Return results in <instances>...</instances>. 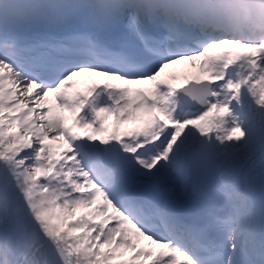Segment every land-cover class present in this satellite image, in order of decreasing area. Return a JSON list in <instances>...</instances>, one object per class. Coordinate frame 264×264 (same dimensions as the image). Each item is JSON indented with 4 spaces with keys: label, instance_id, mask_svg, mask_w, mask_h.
Returning a JSON list of instances; mask_svg holds the SVG:
<instances>
[{
    "label": "snow or ice",
    "instance_id": "6c2138e0",
    "mask_svg": "<svg viewBox=\"0 0 264 264\" xmlns=\"http://www.w3.org/2000/svg\"><path fill=\"white\" fill-rule=\"evenodd\" d=\"M0 264H264V0H0Z\"/></svg>",
    "mask_w": 264,
    "mask_h": 264
},
{
    "label": "bare ground",
    "instance_id": "6f19581e",
    "mask_svg": "<svg viewBox=\"0 0 264 264\" xmlns=\"http://www.w3.org/2000/svg\"><path fill=\"white\" fill-rule=\"evenodd\" d=\"M196 69L195 68H191L189 66H177L174 69H170L169 72L174 73L177 75V73L181 76L185 73H189V72H195Z\"/></svg>",
    "mask_w": 264,
    "mask_h": 264
},
{
    "label": "rangeland",
    "instance_id": "374dc122",
    "mask_svg": "<svg viewBox=\"0 0 264 264\" xmlns=\"http://www.w3.org/2000/svg\"><path fill=\"white\" fill-rule=\"evenodd\" d=\"M171 73V72H170ZM177 76H180L178 73H177Z\"/></svg>",
    "mask_w": 264,
    "mask_h": 264
}]
</instances>
